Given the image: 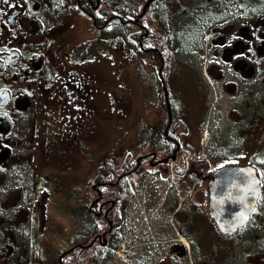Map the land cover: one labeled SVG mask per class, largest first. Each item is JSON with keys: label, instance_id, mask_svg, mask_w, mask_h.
Here are the masks:
<instances>
[{"label": "flooded vegetation", "instance_id": "obj_1", "mask_svg": "<svg viewBox=\"0 0 264 264\" xmlns=\"http://www.w3.org/2000/svg\"><path fill=\"white\" fill-rule=\"evenodd\" d=\"M139 10L124 20L110 0H0V264H27L30 213L35 264H264V0L159 8L145 24ZM118 21L131 25L130 48ZM118 45L134 67L130 94ZM221 163L259 187L222 241L210 173L186 176Z\"/></svg>", "mask_w": 264, "mask_h": 264}, {"label": "water", "instance_id": "obj_2", "mask_svg": "<svg viewBox=\"0 0 264 264\" xmlns=\"http://www.w3.org/2000/svg\"><path fill=\"white\" fill-rule=\"evenodd\" d=\"M232 169H235V170H232ZM233 172H239L238 168H230L227 166L221 167L213 173L212 179L210 180V190H211L210 191V196H211L210 214L213 217V219L215 220L216 224H218L219 228L222 231H230L232 229H235L243 222V221H241L236 226H230L229 217L232 216L233 214H236V211H233V212L223 211L221 209V207L216 208L215 203H214L215 198H216L215 192H217V191L215 190V188H213V190H212V185H213L212 183L226 181L228 173H233ZM226 189H227L226 187H223L220 189V192H222L223 190H226ZM254 198H255V196L251 197L252 201ZM212 205H213V207H212ZM247 215H248V212H247Z\"/></svg>", "mask_w": 264, "mask_h": 264}, {"label": "rangeland", "instance_id": "obj_3", "mask_svg": "<svg viewBox=\"0 0 264 264\" xmlns=\"http://www.w3.org/2000/svg\"><path fill=\"white\" fill-rule=\"evenodd\" d=\"M113 3H115L118 6L124 7V8H129L133 7L134 5H136V1L137 0H110ZM98 51H101V49H98ZM101 54H103L106 57V60L108 62H110V65L115 66L114 61L117 58V51L114 48H108V49H104V51H101ZM123 56L124 54L118 50V61H123L125 62L124 64H122V67L119 65L116 66V71H118V78H121L123 76V74H125L122 82H121V88L123 90H125L128 94L131 93V82H130V78H131V73L133 74L134 71L132 69L129 68V66L125 67V65H127V61L123 60ZM139 76L138 74L136 75V77ZM138 97L143 98L142 93L140 92ZM136 119V116L133 115L130 118V121H133Z\"/></svg>", "mask_w": 264, "mask_h": 264}, {"label": "trees", "instance_id": "obj_4", "mask_svg": "<svg viewBox=\"0 0 264 264\" xmlns=\"http://www.w3.org/2000/svg\"><path fill=\"white\" fill-rule=\"evenodd\" d=\"M160 6H161V4L158 3L157 6L154 7V11L159 12L157 14H160V10H159ZM157 14L155 13L156 16H155V21H153L154 23L160 22L157 20V18H159V16L157 17ZM118 29L122 31L121 35H122V38H124L123 36L125 34V31L129 30L130 26H129V24L118 22Z\"/></svg>", "mask_w": 264, "mask_h": 264}]
</instances>
